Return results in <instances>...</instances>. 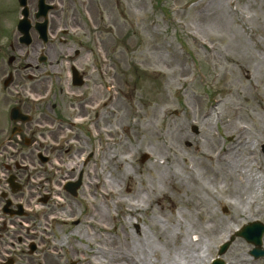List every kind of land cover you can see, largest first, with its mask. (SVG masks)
Instances as JSON below:
<instances>
[{"label":"rangeland","instance_id":"374dc122","mask_svg":"<svg viewBox=\"0 0 264 264\" xmlns=\"http://www.w3.org/2000/svg\"><path fill=\"white\" fill-rule=\"evenodd\" d=\"M90 4L91 21L81 14L75 22L93 25L96 51L105 50L112 65L97 82L98 116L91 112L87 126H64L63 139H77L64 144L56 164L60 174L84 172L81 195L60 198L80 224L44 234L43 259L32 258L206 264L236 229L263 222L264 0ZM72 149L80 156L70 158ZM68 216L59 214V223ZM249 248L235 239L226 264H264Z\"/></svg>","mask_w":264,"mask_h":264},{"label":"flooded vegetation","instance_id":"af4514ba","mask_svg":"<svg viewBox=\"0 0 264 264\" xmlns=\"http://www.w3.org/2000/svg\"><path fill=\"white\" fill-rule=\"evenodd\" d=\"M25 1L27 45L18 41V0L0 2V38L7 40L0 44V264H36L32 255L43 243L42 235L66 224L49 216L73 215L53 201L62 192L71 196L64 186L83 177L82 171L63 175L56 167L62 161L64 126L89 124L101 100L97 82L105 80L112 65L105 50L103 55L96 51L93 25L75 22L81 14L91 21L90 0H44L52 7L46 16L47 41L36 31L39 0ZM61 19L68 21L60 26ZM65 105L68 116L63 115ZM70 137L65 142L77 139ZM37 205L48 211H35ZM70 218V225L79 223ZM15 246L22 248L21 254L14 252Z\"/></svg>","mask_w":264,"mask_h":264},{"label":"water","instance_id":"95a60500","mask_svg":"<svg viewBox=\"0 0 264 264\" xmlns=\"http://www.w3.org/2000/svg\"><path fill=\"white\" fill-rule=\"evenodd\" d=\"M42 27H43V24H42ZM26 31L25 30V38H28V35L26 34ZM43 33V31H42ZM264 231V227L260 226L259 224L257 223H254V224H251V225H248V226H245L243 228V230L241 232L238 233V235H241L243 237H245L246 239H248L250 242H254L256 244H258L260 241V234ZM257 235L256 237H253V235ZM250 236V238H249ZM226 245L221 249V252H223V250L225 249ZM255 257H259V256H262L263 255V252H256L255 250H253L251 252ZM211 264H222V261L221 260H215L213 261Z\"/></svg>","mask_w":264,"mask_h":264},{"label":"bare ground","instance_id":"6f19581e","mask_svg":"<svg viewBox=\"0 0 264 264\" xmlns=\"http://www.w3.org/2000/svg\"><path fill=\"white\" fill-rule=\"evenodd\" d=\"M127 191H130V189H127Z\"/></svg>","mask_w":264,"mask_h":264}]
</instances>
